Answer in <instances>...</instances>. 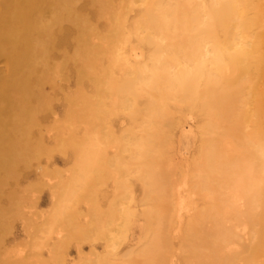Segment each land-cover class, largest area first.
I'll return each mask as SVG.
<instances>
[{"label":"bare ground","instance_id":"bare-ground-1","mask_svg":"<svg viewBox=\"0 0 264 264\" xmlns=\"http://www.w3.org/2000/svg\"><path fill=\"white\" fill-rule=\"evenodd\" d=\"M69 262L264 264V0H0V264Z\"/></svg>","mask_w":264,"mask_h":264},{"label":"rangeland","instance_id":"rangeland-1","mask_svg":"<svg viewBox=\"0 0 264 264\" xmlns=\"http://www.w3.org/2000/svg\"><path fill=\"white\" fill-rule=\"evenodd\" d=\"M194 128L192 129V131L194 132ZM81 130L75 134V136H79L81 135ZM190 132V133H184L181 134V136L177 137L176 142L174 144L175 149L179 151V153H184V154H188L189 152H191L192 148H197V142H198V138L199 136L196 135L195 137V132ZM197 141V142H196ZM196 142V143H195ZM56 146V145H55ZM61 145H58L57 147H60ZM64 148V147H62ZM56 147H54L51 151V159L49 161V163H45V161H43L44 159H41L40 161H42L40 163V166L43 168V172L46 171H50V174L52 181L56 180L58 178V173L62 176H65L68 172H67V167L70 165H68V161H66V157H62V153L63 151H56ZM52 168H55L57 170L58 173H54V171L52 170ZM43 209L42 211H44L46 209V207L41 208ZM84 251L86 252L87 249L84 248ZM74 256V252H71V257ZM68 264H72V262H69Z\"/></svg>","mask_w":264,"mask_h":264}]
</instances>
